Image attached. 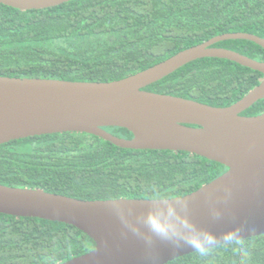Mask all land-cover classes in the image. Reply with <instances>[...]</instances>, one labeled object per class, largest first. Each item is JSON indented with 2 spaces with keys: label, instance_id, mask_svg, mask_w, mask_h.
Wrapping results in <instances>:
<instances>
[{
  "label": "trees",
  "instance_id": "obj_1",
  "mask_svg": "<svg viewBox=\"0 0 264 264\" xmlns=\"http://www.w3.org/2000/svg\"><path fill=\"white\" fill-rule=\"evenodd\" d=\"M264 39V0H73L45 10L0 4V76L110 82L144 71L226 33ZM215 47L259 62L264 49L247 40ZM264 75L235 62H192L146 90L228 107ZM264 114V99L242 113ZM131 139L124 128H107ZM227 168L188 152L123 149L85 133L35 136L0 145V184L83 200L183 197ZM168 264H264V235ZM74 226L0 214V264H58L93 250Z\"/></svg>",
  "mask_w": 264,
  "mask_h": 264
},
{
  "label": "water",
  "instance_id": "obj_2",
  "mask_svg": "<svg viewBox=\"0 0 264 264\" xmlns=\"http://www.w3.org/2000/svg\"><path fill=\"white\" fill-rule=\"evenodd\" d=\"M73 0H0L20 11L45 10ZM247 40L264 49V39L226 33L180 51L121 80L78 82L0 76V145L35 136L85 133L131 150L188 152L224 165L227 171L183 197L169 199L83 200L42 189L0 184V214L71 225L95 243L90 252L58 264H168L197 252L184 240L156 237L146 217L163 227L160 200L177 202L178 223L189 225L193 241L211 235L216 245L243 230L245 239L264 235V114L243 112L264 99V78L228 107H215L146 88L184 66L205 58L226 59L264 75L259 62L219 42ZM107 128H124L131 139ZM173 207V208H171Z\"/></svg>",
  "mask_w": 264,
  "mask_h": 264
},
{
  "label": "clouds",
  "instance_id": "obj_3",
  "mask_svg": "<svg viewBox=\"0 0 264 264\" xmlns=\"http://www.w3.org/2000/svg\"><path fill=\"white\" fill-rule=\"evenodd\" d=\"M155 203H158L160 205V210L157 213V210L153 208L151 212L159 215L161 224L164 226L161 227L154 224L147 217L145 219V225L156 237L161 240L170 242H173L176 239H182L188 246L193 247L202 257L210 255L215 250L216 241L211 235L207 236L206 241H202L198 237L195 242L189 235H187V233L193 231V229L187 224L178 223L179 217L176 210L175 213L169 211V205L171 204L175 206L177 202L174 203V201L160 200ZM243 238V230L240 229H234L226 236V240L229 242V246H238L241 252L245 256H247L249 250L244 246ZM244 264H248L247 259L244 261Z\"/></svg>",
  "mask_w": 264,
  "mask_h": 264
}]
</instances>
